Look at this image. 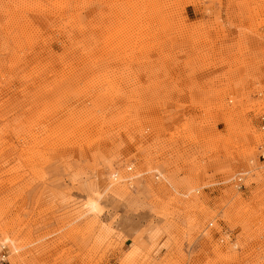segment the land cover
Instances as JSON below:
<instances>
[{
  "label": "rangeland",
  "instance_id": "rangeland-1",
  "mask_svg": "<svg viewBox=\"0 0 264 264\" xmlns=\"http://www.w3.org/2000/svg\"><path fill=\"white\" fill-rule=\"evenodd\" d=\"M263 124L264 0H0V264H264Z\"/></svg>",
  "mask_w": 264,
  "mask_h": 264
},
{
  "label": "built area",
  "instance_id": "built-area-1",
  "mask_svg": "<svg viewBox=\"0 0 264 264\" xmlns=\"http://www.w3.org/2000/svg\"><path fill=\"white\" fill-rule=\"evenodd\" d=\"M261 129H263V130H264V124H263V125H261ZM261 158H262V160L264 161V154H262V155H261Z\"/></svg>",
  "mask_w": 264,
  "mask_h": 264
},
{
  "label": "bare ground",
  "instance_id": "bare-ground-1",
  "mask_svg": "<svg viewBox=\"0 0 264 264\" xmlns=\"http://www.w3.org/2000/svg\"><path fill=\"white\" fill-rule=\"evenodd\" d=\"M262 154H264V153H262ZM6 240V239H5Z\"/></svg>",
  "mask_w": 264,
  "mask_h": 264
}]
</instances>
